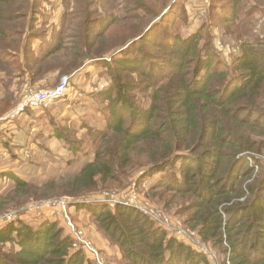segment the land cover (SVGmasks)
<instances>
[{
    "label": "trees",
    "instance_id": "1",
    "mask_svg": "<svg viewBox=\"0 0 264 264\" xmlns=\"http://www.w3.org/2000/svg\"><path fill=\"white\" fill-rule=\"evenodd\" d=\"M42 1L0 0V41L10 37L13 48L29 54L23 68L30 71L33 84L45 81L56 54L64 49L76 54L67 70L81 66L87 55L108 54L110 59L102 63L113 79L103 92L109 114L90 133L91 151L84 152L73 140L71 127L55 125L51 137L73 153L68 170L39 184L12 170L2 172L15 187L0 200L68 199L69 211L87 209L106 238L120 247L122 264H212L207 255L134 208L83 202L90 193L127 192L144 177L159 176L150 187L153 201L181 217L199 243L212 246L221 255L220 264H264L262 43H245L232 63H222L204 26L186 35L175 32L182 16L175 9L178 0H77L76 35H69L66 25L53 29L54 34H43L53 41L49 49L34 54V36L28 34L36 27ZM220 1L228 3L221 20L228 32L245 0ZM69 16L66 12L63 21ZM160 25L164 27L158 36ZM117 26L121 36L112 37L110 31ZM109 40L112 46L101 50ZM6 47L0 43V67L16 58L6 54ZM157 60L164 61L161 69L154 64ZM3 73L0 69V87L9 82ZM18 100L11 93L0 96L4 110ZM72 243L56 219L46 217L32 227L17 218L0 226V264H95Z\"/></svg>",
    "mask_w": 264,
    "mask_h": 264
},
{
    "label": "rangeland",
    "instance_id": "2",
    "mask_svg": "<svg viewBox=\"0 0 264 264\" xmlns=\"http://www.w3.org/2000/svg\"><path fill=\"white\" fill-rule=\"evenodd\" d=\"M80 1L84 2L86 0ZM178 1L179 3L175 9L177 12L180 9L182 16L181 19L177 20L176 31L174 28L173 30L181 35H186L198 29V27L204 26L207 40L212 43L222 63H232L234 58L240 54L241 46L245 43L264 44V0H245L239 10L238 18L229 22V28L231 29L228 32L222 29L221 22L224 16L222 8L224 10L225 5L228 4L226 1ZM76 2L77 0H70V4L65 6L62 0H44L40 6H37L36 27L28 34L29 37L32 34L34 36L32 40L33 44L31 45L32 50H35L33 52L34 54H39L49 49V44H52L53 41L45 38L43 34L48 36L52 35L54 34L52 33L53 29L59 31L63 29V25H66L67 33L69 35H76L78 24L76 23V19L73 18L76 12ZM66 12L70 14L67 20L68 22L63 21V16ZM119 12L122 13L121 10ZM165 12L166 10L164 9L154 20H158ZM79 20L83 21L81 15ZM163 27L164 25H160L158 36L161 35L160 32ZM25 31L27 34L28 30ZM110 33H113L112 37L117 35L118 38L121 36L122 30L117 26ZM36 36L37 38L35 39ZM79 36L77 38H80ZM13 38L17 37L13 36ZM43 40L45 44H41ZM71 40L68 39V42H71ZM0 43H3L4 46L8 45L6 47L7 55H16V58L11 59L13 60L12 64L0 67L5 72L2 76L5 74L4 76L8 77L5 80L9 81L5 85L1 84L0 96L11 93L19 97L18 102L12 108L4 110V104H0V113H2L0 118L23 101L25 95H27V90L49 89L56 86L63 76L69 75L71 77L69 89L63 97L54 100L48 106L31 107L27 111H22L5 120L4 126L0 127V173L12 170L18 173L23 179L33 181L37 184L43 183L49 177L68 170L66 169L67 162L73 157V153L68 149V145L57 138L51 137L55 125L71 127L72 131L70 135L73 140L81 143L84 152L92 150L93 145L90 133L109 114V102L103 95V92L109 88L113 79L108 69L103 66L102 60H109L110 58L108 54L101 58H91L87 55L84 59L81 58L83 60L81 66L67 70L66 67L69 65L73 55L76 54L64 49L59 52L60 54H56L53 67H51L54 69L47 76H44L45 81L33 84L29 77L30 71L25 68V72L23 68L25 58L29 54L25 53L21 48H13L10 45V37L0 41ZM262 44L258 48H264ZM108 46H112L111 40L102 44L101 50L107 49ZM66 53H69L70 56H63ZM42 54L44 55L46 53ZM163 62L157 60L154 64L161 69ZM147 63L149 64L150 62L148 61ZM19 73L22 76L21 78L11 77ZM5 91L9 93H4ZM160 178L159 176H146L142 179L136 188L141 198L140 203L146 200L149 201L157 214L168 218L169 226L166 231L170 236L177 240H182L191 246L195 243L197 245H203L212 251L214 255V257H210L212 264L222 263L221 255L212 246L199 243L195 231L187 227L181 217L176 216L173 212L164 210L160 203L153 201L149 195V192L152 195L150 187ZM14 187L15 184L12 180L0 175V195ZM131 189L132 186L127 192H119L115 189L114 191L102 190L103 192L90 193L87 195L88 197H85L83 202L106 205L109 208H114L120 204V201L129 199L128 195ZM154 198L158 200L156 197ZM62 200L68 202L66 198L16 197L10 201L0 200V218L9 214H18L27 224L34 227L41 220L48 217L58 220L64 226L65 233L70 235V229L65 224L66 222L63 221V213L60 207H58L59 202ZM115 200H117V204ZM74 202L82 201L75 200ZM70 209V214L75 225L83 229L82 231L101 250L107 262L109 264H122L123 260L120 247L115 243H111L106 238L91 213L87 209ZM156 223L160 225L162 222L156 221ZM9 247L10 244L7 245V248ZM226 262L229 264L228 261Z\"/></svg>",
    "mask_w": 264,
    "mask_h": 264
},
{
    "label": "built area",
    "instance_id": "3",
    "mask_svg": "<svg viewBox=\"0 0 264 264\" xmlns=\"http://www.w3.org/2000/svg\"><path fill=\"white\" fill-rule=\"evenodd\" d=\"M70 80L71 77L69 75H65L62 77L59 83L52 88L27 90V95H25L23 101L5 116L0 118V127L4 126L5 120H8L16 114L24 111L27 107L31 108L38 106H48L54 100L63 97L69 89ZM136 188L137 186L133 184L131 192H129L128 195L129 199L120 201V204L125 207L134 208L155 221H161L162 223L160 224V226L167 229V227L169 226L168 218L166 216H160L159 214H157L156 211H154V209L152 208L149 201L146 200L145 202L140 203L141 198ZM116 201L117 200H115V203L117 204ZM58 207H60L63 213V221L66 222L65 224L70 229L69 233L73 239V248L84 249L95 264H109L105 257L102 255L101 250L93 243V241L87 236V234L82 231L83 229L75 225L69 211L68 202L62 200L61 202H59ZM17 218H20L18 214H9L7 216H4L3 218H0V226ZM192 246L197 250V252L207 255L209 258L214 257L212 251H210L203 245H197L195 243Z\"/></svg>",
    "mask_w": 264,
    "mask_h": 264
}]
</instances>
